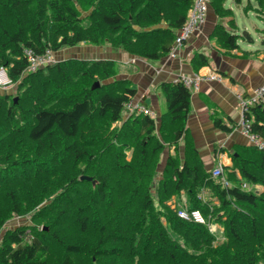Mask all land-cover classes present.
<instances>
[{
	"label": "trees",
	"instance_id": "1",
	"mask_svg": "<svg viewBox=\"0 0 264 264\" xmlns=\"http://www.w3.org/2000/svg\"><path fill=\"white\" fill-rule=\"evenodd\" d=\"M192 3L0 0V66L16 83L0 94V230L13 215L31 218L2 232L0 264H264V149L233 146L231 164L213 176L186 128L190 91L181 81L161 82L166 110L157 122L127 113L136 90L112 59L68 57L26 70L25 48L79 43L157 60ZM223 3L209 0L220 16ZM215 33L237 47L236 34ZM191 63L207 59L198 53ZM245 117L264 139V108L250 106ZM214 124L228 130L217 117ZM166 146L174 152L158 173ZM180 207L200 210L206 222L180 218ZM210 224L221 226V239Z\"/></svg>",
	"mask_w": 264,
	"mask_h": 264
},
{
	"label": "crops",
	"instance_id": "2",
	"mask_svg": "<svg viewBox=\"0 0 264 264\" xmlns=\"http://www.w3.org/2000/svg\"><path fill=\"white\" fill-rule=\"evenodd\" d=\"M236 7L241 0H235ZM225 2V0H224ZM228 12L224 16L217 14L208 5L206 18L199 28L179 48L173 57L163 56L157 60L142 59L129 53L112 48L108 45H92L79 43L65 49L55 51L58 60L77 57L83 59L108 58L116 61L118 77L129 79L131 87L135 88L134 100L144 104L158 122L159 116L166 110V99L161 90V82H172L179 75L199 73L207 76L215 73L217 78L201 79L197 88H189V111L186 128L192 138L200 159L207 169H212L218 163L230 165V151L237 144H249L247 136L238 127L240 115L239 97L250 95L260 86L264 77V28L257 27L259 40L248 37L247 31L239 33L234 9L226 6ZM254 13L264 23V0L247 1L243 6L246 19ZM222 26L237 35L236 48H226L215 30ZM243 28L246 29L245 23ZM247 36L248 38H244ZM202 53L207 64L195 68L192 58ZM126 112V111H125ZM126 115V114H125ZM219 118L228 128L222 130L215 126L214 118ZM182 157L184 141L178 142ZM173 147L166 146L161 154L158 173L164 166L168 153H173ZM262 189V188H261ZM260 190V188H258ZM181 202H186L181 194ZM171 206L177 205L176 197L169 200Z\"/></svg>",
	"mask_w": 264,
	"mask_h": 264
},
{
	"label": "built area",
	"instance_id": "3",
	"mask_svg": "<svg viewBox=\"0 0 264 264\" xmlns=\"http://www.w3.org/2000/svg\"><path fill=\"white\" fill-rule=\"evenodd\" d=\"M209 5V0H193V3L188 10L187 18L184 24L177 30V34L168 50L167 56L173 57L176 55L179 48L190 37V35L196 31L200 24H202L206 18V13ZM24 54L27 59V71H35L36 69L43 67L49 63L56 62L54 52L50 49H46L43 53H35L30 48L24 49ZM217 78L215 73H210L206 77L194 73L192 75H179L175 80L181 81L188 88H197L198 82L201 79H214ZM13 84L12 79L9 77L7 70L4 66H0V87L7 88ZM259 105L264 108V77L260 86L256 87L250 95L239 97L240 115L238 119V127L247 136L249 144L255 145L259 149H264V139L252 133L250 130V120L245 117V112L250 106ZM125 109L127 113L133 111L142 112L153 117V113L141 102L134 99H129L125 103ZM213 176H220L222 174V164L218 163L211 169ZM223 183L228 184L227 180L222 176ZM245 186V184H243ZM176 214L185 220H192L194 222L205 223L206 220L200 210L188 209L186 207H180L176 210Z\"/></svg>",
	"mask_w": 264,
	"mask_h": 264
},
{
	"label": "rangeland",
	"instance_id": "4",
	"mask_svg": "<svg viewBox=\"0 0 264 264\" xmlns=\"http://www.w3.org/2000/svg\"><path fill=\"white\" fill-rule=\"evenodd\" d=\"M248 0H241V3L238 7H236V1L235 0H225L224 4L228 7L231 6L236 14V18H237V25L239 27V33H243V35L245 34V32L247 31V33H249L248 37H252L253 40H259V34L258 32H262V31H258L257 27H262L264 28V23L261 22L259 20L258 17L255 16L254 13H251L249 15V18L246 19L245 16L242 14L243 13V6L247 4ZM253 2V0H250ZM243 23H245L246 29L243 28ZM247 36H244V38H248ZM264 39L259 40V42H263ZM67 47L70 46H65L62 47L61 49H65ZM54 57L57 59L56 57V53L54 52ZM58 60V59H57ZM99 82V81H98ZM15 86L16 83H13L11 86L7 87V88H2L0 87V94L4 93V92H8V93H14L15 92ZM256 189L258 188H262L260 185H256L255 186ZM31 223V218L28 214H17V215H13L10 218H8L1 230H0V236L2 234V232L6 229V228H12V227H16L18 225H23V224H30ZM209 228L212 232L215 233V235L217 236V239H221L222 238V234H221V226H219L218 224H210Z\"/></svg>",
	"mask_w": 264,
	"mask_h": 264
},
{
	"label": "water",
	"instance_id": "5",
	"mask_svg": "<svg viewBox=\"0 0 264 264\" xmlns=\"http://www.w3.org/2000/svg\"><path fill=\"white\" fill-rule=\"evenodd\" d=\"M99 85V82L98 81H95L93 84H92V88H95ZM80 179H90L88 176H85V175H82L80 176Z\"/></svg>",
	"mask_w": 264,
	"mask_h": 264
}]
</instances>
